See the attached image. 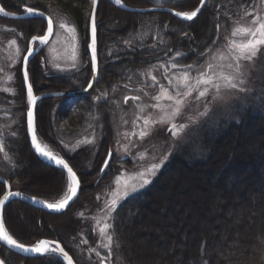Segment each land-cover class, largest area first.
<instances>
[{
  "label": "trees",
  "instance_id": "obj_1",
  "mask_svg": "<svg viewBox=\"0 0 264 264\" xmlns=\"http://www.w3.org/2000/svg\"><path fill=\"white\" fill-rule=\"evenodd\" d=\"M120 1L133 7L166 6L181 13L194 11L201 3ZM254 1L207 0L197 17L187 21L166 11L133 12L110 0H99L98 76L94 87L87 94L44 98L37 104L35 115L38 139L77 173L79 195L60 213L20 199L9 200L2 211L7 232L26 245L41 239L57 240L71 256L73 248L67 243L77 242L85 229L93 243L86 219L77 212L110 179L111 164L117 159L113 152L116 133L109 116L118 104L116 94L145 84L150 69H158L162 76L173 63L193 67L200 63L227 38ZM0 3L13 13L32 6L51 18L64 17L79 32L82 64L66 75L51 72L42 53L31 59L30 79L35 92L87 86L92 75L88 48L92 0ZM0 20L21 30L28 40L46 28L45 20L34 17ZM17 98L21 108L16 107L15 115L20 121L12 123L8 111H0V176L13 190L56 203L66 194L67 172L33 152L25 131L24 98ZM91 130L97 137L102 134L96 148L84 145L72 153L66 149L65 141L80 139ZM201 147L203 151L176 152L147 187L115 207L111 229L121 264H264V102L239 112ZM109 151L110 163L98 180ZM5 188L0 181V196ZM0 258L5 264H65L51 255L23 257L1 243Z\"/></svg>",
  "mask_w": 264,
  "mask_h": 264
},
{
  "label": "rangeland",
  "instance_id": "obj_2",
  "mask_svg": "<svg viewBox=\"0 0 264 264\" xmlns=\"http://www.w3.org/2000/svg\"><path fill=\"white\" fill-rule=\"evenodd\" d=\"M52 19L54 23L52 36L46 43H35L38 51L34 55L42 53L51 72L55 71L66 75L72 68L80 67L82 64L80 35L76 26L64 17L54 16ZM254 19L264 20V0H255L246 14L234 25L232 32L237 28H255L258 25L253 24ZM62 22L67 25V28L61 29L59 27ZM73 28L75 29L74 33L71 31ZM46 30L47 22L46 28L40 31L37 36H43ZM232 32L200 63L194 65L189 73L190 77H197L201 72H205L208 75L217 77V82L223 84V81L218 79L221 73L224 75L234 74L236 61L231 59L233 53L229 51V48L233 42L236 44L246 43L251 39V36L241 33L234 37ZM7 33L12 35H7ZM14 33L16 35L13 36ZM13 40L16 41L15 44L11 43ZM28 43L29 40L21 30H17L13 25L0 20V78L7 77L8 74L13 77V65L21 64ZM18 51L20 55L17 54ZM34 55L27 63L29 76L30 62ZM209 64L212 65L211 69L208 67ZM229 64L233 67L229 68ZM240 64L244 73L240 77L243 84H240L237 80L235 81L238 84L236 89L221 87L218 94L214 88H209V93L199 100L195 99L198 96V91H195L188 104L182 108L181 113L164 123L158 122L145 126L144 119H158L159 116L164 114L161 108L164 111H170L171 107H174L172 101H168L164 97L157 101L154 97L160 95L161 87L167 88L173 95L176 91L184 90L182 84L179 88L175 86V80L171 85L169 84V79L183 75L178 68L174 69L171 65L168 69H164L167 72L162 76H160L161 71L159 72L158 69H150L147 71L148 76L145 77V84L130 91L120 90L116 94L118 104L113 105L114 108L110 110L109 116L116 133L113 152L117 159L111 164L110 179L104 181L91 200L85 203L77 212V215L86 219L87 228H90L94 241L93 243L90 242V235L85 229L77 242L69 241L67 243L69 248H73L72 256L76 264H100L102 259H105L109 264H121L119 254L114 247V241H112L110 249L104 247L108 243L107 236H113L112 229H107L103 235L100 231L105 224L111 225L114 210L110 211V209H115L129 195L147 187L176 152L180 150H202L201 146L205 140L230 120L237 117L239 112H243L249 106L264 102V51L252 61L242 60ZM73 65L75 66L73 67ZM166 75L169 79L165 78ZM152 76L156 77L155 82H153ZM28 80L30 82V79ZM31 85L33 88V84ZM241 88L244 90L241 91ZM22 89L26 103H28L27 91L25 88ZM127 95L128 97H139V99H129L125 102L124 98ZM154 104L161 105V108H153L152 105ZM202 113L203 115H201ZM171 124L177 126V135H173L170 131ZM180 125H184V128L180 129ZM141 130H146L149 134L144 138H140L139 133ZM101 135L99 134L97 137L94 130H91L80 139L71 142L65 141L64 145L71 153L76 148L84 145L96 148ZM45 147L50 150L48 145L45 144ZM50 151L61 157L52 150ZM162 159L163 163L161 164ZM152 164H160L161 166L156 170L155 175L147 177L150 182L143 187L136 188L135 191H131L133 184L142 183L139 180V173L145 172ZM126 190L129 192L128 195L124 194ZM70 194L68 186L65 196ZM65 196L60 200L64 199ZM112 201H116L114 206ZM109 252H111V255H109ZM65 264L67 263L65 262Z\"/></svg>",
  "mask_w": 264,
  "mask_h": 264
},
{
  "label": "snow or ice",
  "instance_id": "obj_3",
  "mask_svg": "<svg viewBox=\"0 0 264 264\" xmlns=\"http://www.w3.org/2000/svg\"><path fill=\"white\" fill-rule=\"evenodd\" d=\"M117 3L120 2V0H116ZM205 3V0H201V5ZM93 4V16L91 18V43L88 44V48L91 49V65H92V71L93 73H96L98 70V64H97V39H96V21H95V6L97 4V0H92ZM200 8H197L195 11L191 12H176L175 15L182 17L183 19L187 21H192L195 17H197L198 13L200 12ZM24 11L28 14L29 17L39 18L40 20H46L47 21V27L48 31L44 36H33L32 40L29 42L30 44L35 43H46L48 40V36H50L53 33L54 24L51 17H46L42 11H38L35 7L32 6H25ZM0 13H3L4 15H13L12 13H7L5 10L0 7ZM254 25H258L255 28L252 27H245V28H237L234 29L232 32V35L235 37L237 34L246 33L251 36V39H249L246 43H240L236 44L233 42L232 46L229 48V51L232 54L231 59L236 61L235 64V71L232 75H224L221 73L219 76V80L223 81V84L217 82V77L208 75L205 72H201L199 76L197 77H190L189 73L193 69L192 64L188 65H177L175 63L172 64V68L179 69L183 75L182 76H176L172 79H169V77L166 75L165 78L169 79V84L171 85L173 83V80L176 81V87L179 88L182 84L183 91H176L175 95L171 94L167 88L161 87L160 95H157L154 97L155 100L159 101L162 97L166 98L168 101H172L174 103V107H171L170 111H164V109L161 108V105L154 104L152 105L153 108H161V111L164 112L163 115L159 116L158 119H152V118H145L144 119V125L148 126L149 124H156V123H164L166 120H171L175 116L179 115L181 113V110L184 106L188 104L189 99L192 97L193 92L198 91V96L195 97L196 100H199L202 97H205L209 93V88H214L219 93L221 87L228 88V89H236L238 87V84L235 82L239 80L240 84H243V80L240 79L244 75L242 71V65L240 64V61H252L254 58L258 57L262 51H264V20L260 19H254L253 20ZM59 27L61 29L67 28V25L65 23H60ZM217 28H219V25H217ZM71 31L74 33L75 29H71ZM11 43L15 44L16 41L13 40ZM35 51L34 47H29L28 49V55L23 56V61L25 63V70L23 72V77L25 83L28 82L29 79V73L27 70V63L29 61V57L32 52ZM18 55H20L19 51L17 52ZM177 56H180L181 53L177 52ZM75 65H73L74 67ZM163 67V66H161ZM209 69L212 68V65H208ZM229 68H232L233 66L229 64ZM167 71V70H166ZM151 75V73H149ZM153 82L156 81V77L152 76ZM91 83L89 84V87H91ZM202 89V90H201ZM241 91L244 89L241 88ZM27 99L29 105H34L35 101L38 99L33 95V88L31 84H28L27 87ZM129 99H136L138 100L139 97H125V102H127ZM143 111V109H141ZM203 115V113L201 114ZM28 117V131L29 133H33L32 135V142L33 145L36 147L37 152H39L41 155H44L45 157L49 159L55 160V163L59 166H62L63 168L67 169L68 174V180H69V190L72 193L71 195L65 196L64 199L60 200L57 204H48L47 207L54 210H60L63 209L69 201L73 199V197L76 194L78 181L76 178V173L73 172V170L68 167L67 164L64 163L62 159H57L55 156L52 155V153L47 151H42L39 144L36 143V136L34 134L33 129V109L32 107L28 108L27 112ZM180 129L184 128V125L179 126ZM170 131L173 135H177V126L175 124L170 125ZM149 133L146 130H141L139 133L140 138H144ZM15 135V133L13 134ZM89 143L91 141H88ZM0 151H3V147L0 146ZM111 155V153H110ZM166 158V157H165ZM108 160H105V166L108 164ZM163 163V159L161 160V164ZM160 164H152L149 168L146 169L145 172L139 173V180L142 181V183H136L131 186V191H135L138 187H143L144 185H147L150 181L147 178L148 176L155 175L156 170L160 167ZM103 171V169H101ZM125 195H128V190L125 191ZM20 193H12L9 192L7 196L4 197L3 200H0V204H3L5 200L8 199L9 196H18ZM116 201H112V205L114 206ZM114 210V209H110ZM110 224H105L103 228L100 229L101 234L103 235L107 229H110ZM0 240L5 241L8 245L13 247H18L22 249L23 251H31L36 255L41 256H54L58 259L67 260L68 264H72V258L68 255L67 252L64 251L62 247L59 246V244L55 241H48V240H40L35 246L32 247H26L23 244L17 243L16 240L12 238L7 232L4 231V224L3 221L0 220ZM108 243L104 245L106 248H111L113 236L108 235L107 236ZM109 255H111V252H109Z\"/></svg>",
  "mask_w": 264,
  "mask_h": 264
},
{
  "label": "water",
  "instance_id": "obj_4",
  "mask_svg": "<svg viewBox=\"0 0 264 264\" xmlns=\"http://www.w3.org/2000/svg\"><path fill=\"white\" fill-rule=\"evenodd\" d=\"M110 1H112L115 5H117V6L121 7V8H124V9L129 10V11H133V12H134V11H136V12H156V11H166V12H170L171 14H174V15H175L176 12H178V11L174 10L173 8L166 7V6L133 7V6H127V5H125L124 3H122L121 1H120L119 3H117L116 0H110ZM206 1H207V0H205V3H204L203 5H201V3H200L199 6H198V8H200V9L202 10V9L204 8L205 4H206ZM98 2H99V0H97V4H96V6H95V13H94V15H95V21H96V14H97V6H98ZM0 7H2V8L4 9V7L1 5V3H0ZM36 9H37V8H36ZM4 10H5V12H7V13H12L13 15H4L3 13H0V16L6 17V18H11V19H22V18H27V17H29L28 14H27L25 11H23V12H21V13H13V12H9V11H7L6 9H4ZM37 10H38V11H42V10H39V9H37ZM201 10H200V11H201ZM42 12L44 13V15H45L46 17H51L50 15H48L47 13H45L44 11H42ZM199 13H200V12H199ZM199 13H198V14H199ZM92 16H93V4H92V10H91V15H90V23H89V44L91 43V18H92ZM175 16H176V15H175ZM177 17H179V16H177ZM180 18H182V17H180ZM51 19H52V18H51ZM52 20H53V19H52ZM45 21H46V20H45ZM46 22H47V21H46ZM53 24H54V23H53ZM47 31H48V27H47V30H46L45 34L47 33ZM45 34H44V35H45ZM44 35H43V36H44ZM51 36H52V34H51L50 36H48V40L50 39ZM96 39H97V29H96ZM31 40H32V38L29 40V42H30ZM48 40H47V41H48ZM29 47H34V44H30V43H29V45H28V49H29ZM28 49H27V52L25 53V55H28ZM37 51H38V48H35V51L31 53L29 59H30V58H31V57H32ZM25 55H24V56H25ZM91 55H92V53H91V49H89L90 61H91ZM97 64H98V61H97ZM26 67H27V66H26ZM91 67H92V65H91ZM24 70H25V63H24V61H22V77H23V72H24ZM97 76H98V70H97L96 73H93V71H92L91 79H90L89 83L87 84V86H86L85 88H83V89H64V90H53V91H47V92L44 91V92H40V93H38V94H35V92H34V90H33V95H34L35 97H37L38 99L35 101L34 105H29V107H32V109H33V129H34V134H35V136H36V143H37V144H39V143H38V140H39V139H38V137H37V134H36V127H35V115H36V104H37V102L40 101V100H42V99H44V98H49V97H60V96H72V95L87 94V93H89L90 90L94 87V85H95V83H96V80H97ZM23 83H24L25 89H26V91H27V87H28V84H30V82H29V80H28V82L25 83V81H24V77H23ZM90 83H91V85H92L91 87H89V84H90ZM29 107H28V108H29ZM27 112H28V109H27V111H26V134H27V140H28L29 145H30V147L32 148L33 152H34V153H35V154H36V155H37L42 161L46 162L47 164L52 165V166H55V167H58V168H61V169H64V170L67 172V169H66V168H63L62 166L57 165V164L55 163V160H53V159H49V158L45 157L44 155H41L39 152H37L36 147L33 145V142H32V135H33V133H29V131H28V117H27ZM41 150H42V149H41ZM42 151H44V150H42ZM110 153H111V152L109 151V152H108V155H107L106 158H105V160H108L109 162H108L107 166H105V160H104L103 165H102V167H101V169H103V171L100 170L98 180L102 178V176L104 175V173H105V171H106V169H107V167H108V165H109V163H110V160H111V155H110ZM53 156H54V155H53ZM55 157H56L57 159H62V160L64 161V163L67 164L68 167H70V168L73 170V172H75L74 169L71 167V165L67 162V160H65V159H63V158H61V157H58V156H56V155H55ZM75 173H76V172H75ZM76 178H77V181H78V185H77L76 194H75V196L73 197V199H72L71 201H69V202L67 203V205H66L63 209H60V210H54V209H50V208L47 207L48 204H52V203H50V202H47V201L42 200V199H40V198H36V197L31 196V195L25 194V193H23V192H21V191L11 189V186H10V183L8 182V180H7L5 177L0 176V181L3 182V183L5 184V186H6L4 193L0 196V200H3L4 197L8 195L9 192H12V193H17V192H18V193H20V195H18V196H9L8 199L4 201L3 204H0V219H2V211H3V207H4V205H5L9 200H11V199H20V200H23V201H25V202H28V203H30V204H32V205L38 207V208H41V209H43V210H45V211L53 212V213H60V212H63V211H65V210H67V209L70 207V205L76 200V198L78 197L79 192H80L81 182H80V179H79L77 173H76ZM71 194H72V193H71ZM71 194H70V195H71ZM2 221H3V219H2ZM8 234H9V233H8ZM9 235H10V234H9ZM10 236H11V235H10ZM12 238H13V237H12ZM13 239H14V238H13ZM14 240H15V239H14ZM41 240H46V239H41ZM16 241H17V240H16ZM48 241H50V242H51V241H55V242H57V243L59 244V246L62 247V248L64 249V251L67 252L68 255L72 258V264H76L74 258L70 255V253H69V252L63 247V245H62L59 241H57V240H48ZM38 242H39V241H38ZM38 242H37V243H38ZM0 243L3 244L4 246H6L7 248H9L10 250H12L13 252H15V253H17V254L23 256V257L31 258V257H38V256H41V255H36V254H34L33 252H31V251H23L22 249H20V248H18V247L10 246V245H8L5 241H2V240H0ZM17 243L22 244V243H20V242H18V241H17ZM37 243H36V244H37ZM36 244H33V245H26V244H23V245H25L26 247H32V246H35ZM0 260H1V259H0ZM1 261H2V260H1ZM63 261H65V262L68 264L67 260H63ZM2 263L5 264L3 261H2ZM2 263L0 262V264H2ZM100 264H109V263H108L105 259H102V260L100 261Z\"/></svg>",
  "mask_w": 264,
  "mask_h": 264
},
{
  "label": "flooded vegetation",
  "instance_id": "obj_5",
  "mask_svg": "<svg viewBox=\"0 0 264 264\" xmlns=\"http://www.w3.org/2000/svg\"><path fill=\"white\" fill-rule=\"evenodd\" d=\"M28 45L25 49L24 55L27 52ZM34 47L36 48L35 44H34ZM22 61H23V58L21 60V66L19 67V69H18L19 65L17 66L13 65V73H12L13 77L8 74L7 77L4 76L3 78H0V111H2L3 114H5L8 111L7 115H10L12 117L11 119L12 123L16 121H20L19 116L16 117L15 115V109L16 107L21 108V105L19 104V100L17 97L18 95H20V97L22 95V97L24 98L23 104H22L23 105L22 111L24 113V124H25V131H26V111L29 107V104L26 103V98L24 97L25 94L23 93V89H22V88H25L24 83H23V77H22ZM29 79H30V76H29ZM30 82L32 84L31 79H30ZM34 92H35V89H34ZM38 93L40 92H35V94H38ZM39 102L40 101H38L37 104ZM37 104H36V107H37Z\"/></svg>",
  "mask_w": 264,
  "mask_h": 264
},
{
  "label": "bare ground",
  "instance_id": "obj_6",
  "mask_svg": "<svg viewBox=\"0 0 264 264\" xmlns=\"http://www.w3.org/2000/svg\"><path fill=\"white\" fill-rule=\"evenodd\" d=\"M38 143H39V145H40V147H41L42 150L52 153L49 149H47V148L45 147V144L42 143L40 140H38ZM52 155H54V154L52 153ZM54 156H55V155H54ZM52 204H57V203H52ZM0 220H2V219H0ZM4 231L7 232L5 226H4ZM7 233H8V232H7ZM0 262L2 263L1 260H0ZM2 264H3V263H2Z\"/></svg>",
  "mask_w": 264,
  "mask_h": 264
}]
</instances>
